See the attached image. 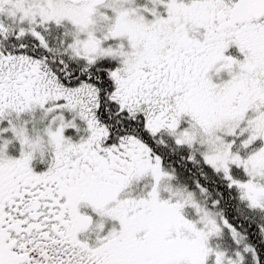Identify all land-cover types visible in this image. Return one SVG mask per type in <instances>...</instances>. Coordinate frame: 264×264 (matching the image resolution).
Wrapping results in <instances>:
<instances>
[{"label": "snow or ice", "instance_id": "obj_1", "mask_svg": "<svg viewBox=\"0 0 264 264\" xmlns=\"http://www.w3.org/2000/svg\"><path fill=\"white\" fill-rule=\"evenodd\" d=\"M0 264H264V0H0Z\"/></svg>", "mask_w": 264, "mask_h": 264}]
</instances>
